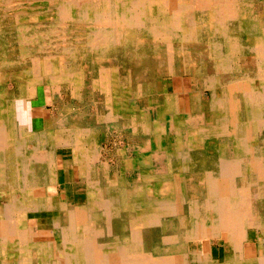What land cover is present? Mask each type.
Returning <instances> with one entry per match:
<instances>
[{"label":"bare ground","instance_id":"1","mask_svg":"<svg viewBox=\"0 0 264 264\" xmlns=\"http://www.w3.org/2000/svg\"><path fill=\"white\" fill-rule=\"evenodd\" d=\"M39 1L49 13L25 15L87 33L42 51L54 22L0 18V264H264V0ZM186 77L210 90L209 117L176 103ZM35 88L48 116L18 102Z\"/></svg>","mask_w":264,"mask_h":264},{"label":"rangeland","instance_id":"2","mask_svg":"<svg viewBox=\"0 0 264 264\" xmlns=\"http://www.w3.org/2000/svg\"><path fill=\"white\" fill-rule=\"evenodd\" d=\"M37 2H39V3H37ZM41 5H43V3L41 2V4H40V1L39 0H34V1L33 0L32 1L31 0H0V18L4 19L6 21V23H9V24L12 23L14 21V19H16V18L18 20L20 19L21 22H22V24H25L24 26H29V25H33V24H40V23L41 24L42 23L43 24H45V23L49 24V23H53L54 22V25L51 27V29H53V30L50 32L49 36L46 38V40L43 42V44L39 46V49H41L42 51H45V50L47 51L49 49H52L53 47L57 51H62L63 48L64 49L71 48L72 47L71 45H73V40L76 41L81 36H83L85 33H87V31H86V29L84 27L83 28H79L77 30L76 29H70L69 30L68 29V25H66L64 22L63 23H61V22L60 23L59 22H55L56 21V17L55 16H46V15L43 16L42 15V16H39V18H33V17L30 18L29 16L25 15L28 10H31V12H39V11L43 10V12L49 13V11L47 10L48 8L41 7ZM58 30H60V31H58ZM88 32H90V31H88ZM59 41H61V42H59ZM64 42H66V43H64ZM68 43H70V44H68ZM63 44H65V45H63ZM29 46L31 48H33V50H37L36 47H38V45H29ZM108 62H110V61H108ZM18 73H19V70H18ZM8 76L9 75L6 76V74H5V79L8 80L9 79V78H7ZM7 80H5V85L7 86V89L10 92L15 91V89L17 87V83H14V82H12L10 80L7 81ZM184 84H185V87H186L185 88V91L182 90V91H180L181 93L178 92V97L180 99H177L176 103L179 104L182 107V109H184L185 107H187V104L188 103H190V105L192 104L191 103L192 102L191 97L192 96H195L197 98V100L200 102V104L203 105L202 108H203L205 114L207 115V117H209L211 115V113H210L211 99H210V92H209L210 90L204 89L202 91V89L200 88L197 91H195L194 94H193L190 91L192 90L194 83L192 82V80H191L190 77H186L185 78ZM158 89H159V93L160 94H165L166 92L169 91L168 87H166L164 85L162 79H160L158 81ZM213 90H215V92L217 93V95H220V91L218 89H213ZM34 91H35L34 92V97L37 96V99H18V102L20 100H24L25 102H28V105H29L28 115H29V117H31V115L34 114L33 111H34V109H35L36 106H38V105L39 106L47 105L48 108L46 109V116H48V113L51 110L52 104H53V102H48V101H50L49 91L47 90V99H45V98L40 99V94L41 93L42 94H46L44 92H40L41 91L40 88H38V89L35 88ZM198 93L200 95H198ZM205 93H206V95H205ZM62 96H63V100L64 101L65 100L67 101V99H65V97H66L65 94L62 95ZM46 100H48L47 101V104H46ZM61 101H62V99H61ZM157 101H159L160 103H162L163 96H160V99H157ZM42 102H44L45 104L44 103L42 104ZM152 113L153 114L155 113V109L154 108L152 109ZM30 123H31L30 125L31 126L33 125V127H34V123H32V122H30ZM36 127L37 126H35V129H37ZM124 142H126V141H124ZM113 145H114V147H116L118 145L117 137H115V134H114V136L108 138L107 141H104V142L101 143V152L102 151L103 152H102V157H101V160H100L101 162L98 161V163L99 162L100 163L99 164L97 163V165H96V168L97 169L101 166V164L102 165L103 164L105 165V161H108V163H110V164H113V163L116 162V161H113L112 162V160H111L112 159V156H111L112 152H111L110 149L113 147ZM109 146H110V148H109ZM119 148L121 150H123L122 147H119ZM103 149H105V150L109 149V150L108 151H105ZM106 152H108V153H106ZM104 154L106 155V157H105ZM58 155L60 156V159H59V168H60L59 169V178H60V183H61V186H60L61 187V190H59V192L62 193V194L63 193L65 194L68 189L64 185L67 183V180L69 178V175H68V172L64 169V163H65V160L70 159L72 157V154L70 153V151H66L65 150L63 152V154L60 152V154L58 153ZM105 158H107V159L104 160ZM102 161H104V163H102ZM119 175H120L119 177H116L115 173L112 172V175L110 176L111 179H112L111 181L112 182H115L118 179V180H123V181H126L127 182L132 177L130 173H128L127 175L125 174V176H122L121 174H119ZM120 177H122V178H120ZM74 178H75L74 177V173H72V178H71L72 184H71V187L73 186L72 188H73V191H74V196L77 199V201H80V204H83L84 202L86 203V201H85V194H86L85 189H84V187L77 186L80 183H78V181L75 180ZM62 181H64V182H62ZM74 182H76V183H74ZM73 191H72V193H73ZM0 204H2L1 201H0ZM41 220H42L41 222H44L43 219H41ZM24 229H25V231H24ZM20 230H22L23 232H21ZM18 232L21 233V234L24 233L25 235L29 234V231L26 228L21 227V226L18 229ZM81 233H82L83 236L81 235ZM77 234H79V237H81V238L83 237L85 240H88L87 241V244L88 245H95V247H96L99 244L98 241H95V238L92 236V233L91 232L85 233L84 231H80ZM85 240H84V242H85ZM48 241H50V242H48ZM48 241L45 242L46 245L49 244L48 245V249H50V250H56L53 247L54 246V242L52 240H48ZM12 246L14 247L15 245H10V244H8V245L2 244L1 245V247L3 248V250H6V251H10ZM225 251H226V245H223V247H221L220 245H216L214 247V254H215V256H220ZM16 258H14V259H16ZM27 259L28 260L30 259V261H31L28 264H50L49 262L48 263H45L44 260L43 261H40V259H38L36 261V257L35 256H33V258L32 257H29ZM6 260L8 261L9 259H6ZM58 260L61 261L63 259H57V258H55L54 264L59 263ZM9 261H10L9 263L12 262L11 259ZM59 264H63V263H59Z\"/></svg>","mask_w":264,"mask_h":264},{"label":"crops","instance_id":"3","mask_svg":"<svg viewBox=\"0 0 264 264\" xmlns=\"http://www.w3.org/2000/svg\"><path fill=\"white\" fill-rule=\"evenodd\" d=\"M67 160H70V159H67ZM67 160H65V161H67ZM62 180V179H61ZM62 182H64V181H62Z\"/></svg>","mask_w":264,"mask_h":264}]
</instances>
